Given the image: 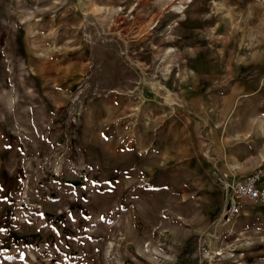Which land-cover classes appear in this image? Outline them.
Instances as JSON below:
<instances>
[{
  "label": "rangeland",
  "instance_id": "1",
  "mask_svg": "<svg viewBox=\"0 0 264 264\" xmlns=\"http://www.w3.org/2000/svg\"><path fill=\"white\" fill-rule=\"evenodd\" d=\"M264 0H0V264H264Z\"/></svg>",
  "mask_w": 264,
  "mask_h": 264
},
{
  "label": "built area",
  "instance_id": "2",
  "mask_svg": "<svg viewBox=\"0 0 264 264\" xmlns=\"http://www.w3.org/2000/svg\"><path fill=\"white\" fill-rule=\"evenodd\" d=\"M224 187L229 193V200L223 215L230 219L238 214L236 197H244L259 202L264 201V169L258 166L245 179L226 182Z\"/></svg>",
  "mask_w": 264,
  "mask_h": 264
}]
</instances>
